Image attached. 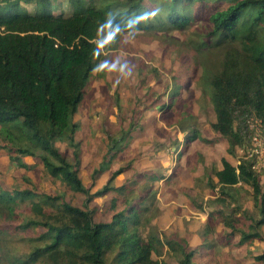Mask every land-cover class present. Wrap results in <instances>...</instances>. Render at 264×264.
Listing matches in <instances>:
<instances>
[{"label": "trees", "instance_id": "1", "mask_svg": "<svg viewBox=\"0 0 264 264\" xmlns=\"http://www.w3.org/2000/svg\"><path fill=\"white\" fill-rule=\"evenodd\" d=\"M196 15L206 33L195 46L201 54L195 61L201 68L202 92L215 115L210 127L224 139L227 155L235 157L237 149L251 145L250 121L258 123L264 142V0H0V123L11 136L0 148L8 149L18 166H27L19 160L25 156L40 161L50 176L84 197L78 205L33 185H0V264H170L153 256L158 252L155 241L160 249L174 244L181 254L179 264H202L194 256L204 252L203 243L211 245L207 230L214 231L218 224L229 229L226 238L237 236L239 245L264 240V188L256 154L240 156L237 164L221 157V167L203 174L204 192L212 194L205 199L208 225L197 232L201 242L194 247L187 240L162 242L150 232L145 237L138 232L151 188L145 186L139 199H133L134 180L111 185L129 165L112 170L94 193H89L91 183L85 186L79 176L83 147L73 117L102 48H117L121 36L134 30L186 29ZM189 82L174 81L147 106L161 109L162 118L168 116ZM135 127L130 121L119 136H108L97 171L107 169L127 146ZM198 137L185 135L183 147ZM241 183L255 193L256 214L241 211L237 204L235 188ZM125 190L129 196L122 195ZM110 191L117 195L106 213L89 206ZM185 192L198 202L200 194ZM19 234L29 243L23 255L8 248ZM254 260L262 263L264 251Z\"/></svg>", "mask_w": 264, "mask_h": 264}, {"label": "rangeland", "instance_id": "2", "mask_svg": "<svg viewBox=\"0 0 264 264\" xmlns=\"http://www.w3.org/2000/svg\"><path fill=\"white\" fill-rule=\"evenodd\" d=\"M195 18L186 29L134 30L121 36L117 48H102L96 60L97 66L89 77L84 95L78 103V111L73 117L77 125L76 136L81 139L83 147L79 176L85 186L91 183L89 193L101 189L112 170L129 165L115 176L111 185L120 187L134 180L136 186L131 195L133 199H139L145 186L151 188V195L143 203L142 223L138 226V232L143 237L150 232L162 242L167 239L187 240L192 247L201 242L199 234L197 237L192 234L203 229L210 210L205 199L212 192L206 189L204 192L203 187L207 186L203 174L221 167V157L237 164L240 156L256 153L258 161L255 165L257 171H260V185L264 188V142L258 148L255 146L256 141L253 144L251 142L247 149H237L233 157L227 155L224 139L219 138L210 127L215 115L209 98L202 92L204 84L201 68L196 66L195 61L197 56H201L195 46L204 41L203 35L206 33L201 29L203 20L197 19V15ZM182 80L190 82L187 87H181L179 103L166 112L168 116L162 118L161 109L147 106L149 101L157 97L158 92L162 93L172 87L174 81ZM159 115L163 120L167 118V122L160 119ZM130 121L136 127L127 146L112 157L107 169L97 171L104 160L108 136H119L121 129L126 128ZM249 123L254 134L258 126L253 121ZM6 127L0 123L2 143L11 139ZM193 133L199 137L183 147L185 135ZM56 146L62 151L65 149L63 143H56ZM68 152V158L73 162L71 152ZM19 160L27 166H18L10 158L8 149L0 148V185L8 189L33 185L44 193L63 194L65 200L82 205L83 195L72 194L69 185L50 176L40 161L28 156ZM24 177L31 182L28 183ZM127 190L122 195L129 196ZM185 191L192 195L200 194V197H196L199 203L192 202ZM235 191L241 211L256 214L252 188L241 183ZM116 195L115 191H110L94 198L89 206L105 210L106 213V208ZM117 197L122 199L121 195ZM229 211L230 208L223 209L225 213ZM25 212L30 213L28 208ZM102 218H107L104 213ZM261 229L264 235V225ZM207 231L211 245L208 247L203 243L206 249L202 254L194 256L196 262L264 264V261L261 263L254 260L255 255L264 251V240L239 245L237 236L226 238L229 229L221 224L214 231ZM10 241L8 248L18 255L28 251L29 243L20 234ZM155 245L158 251L153 254L155 258L179 264L181 254L174 244L172 247L163 244L161 249L157 241Z\"/></svg>", "mask_w": 264, "mask_h": 264}, {"label": "built area", "instance_id": "3", "mask_svg": "<svg viewBox=\"0 0 264 264\" xmlns=\"http://www.w3.org/2000/svg\"><path fill=\"white\" fill-rule=\"evenodd\" d=\"M256 123V125L258 124L256 121H253ZM258 126V125H257ZM252 130V128H251ZM259 130V132L257 131ZM253 133V131H252ZM255 142V146L258 148V146H261L262 145V142H263V137L261 136V132H260V129L259 127L254 131V134L252 136V144ZM256 154V153H255ZM252 155V154H251ZM255 168H256V165H255Z\"/></svg>", "mask_w": 264, "mask_h": 264}, {"label": "crops", "instance_id": "4", "mask_svg": "<svg viewBox=\"0 0 264 264\" xmlns=\"http://www.w3.org/2000/svg\"><path fill=\"white\" fill-rule=\"evenodd\" d=\"M194 168H195V167H194ZM188 172H189V171H188ZM168 175H169V173H168L167 175H165V176H168ZM185 184H188V183L185 182ZM186 186H187V185H186ZM163 192H166V191H163ZM169 217H170V215H169ZM192 235L197 237V236H198V233L195 232V233H193Z\"/></svg>", "mask_w": 264, "mask_h": 264}]
</instances>
